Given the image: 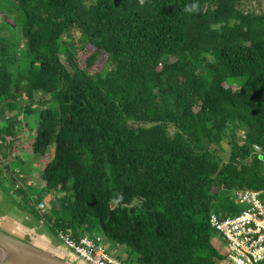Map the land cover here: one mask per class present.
<instances>
[{
  "label": "trees",
  "instance_id": "16d2710c",
  "mask_svg": "<svg viewBox=\"0 0 264 264\" xmlns=\"http://www.w3.org/2000/svg\"><path fill=\"white\" fill-rule=\"evenodd\" d=\"M0 1L24 42L21 60L0 40V150L12 154L36 105L30 150L47 160L39 191L7 201L55 237L125 248L129 264H224L209 217L241 208L218 213L210 194L264 190L253 151L264 148V0H196L195 14L184 11L192 0ZM226 137L225 162L213 148Z\"/></svg>",
  "mask_w": 264,
  "mask_h": 264
},
{
  "label": "built area",
  "instance_id": "2783aa9c",
  "mask_svg": "<svg viewBox=\"0 0 264 264\" xmlns=\"http://www.w3.org/2000/svg\"><path fill=\"white\" fill-rule=\"evenodd\" d=\"M253 151L264 164V148L254 145ZM237 201L242 206L239 214L209 217L210 227L225 243L228 255L224 264H264V190H239ZM57 239L84 264H129L94 236L75 239L61 232Z\"/></svg>",
  "mask_w": 264,
  "mask_h": 264
},
{
  "label": "rangeland",
  "instance_id": "374dc122",
  "mask_svg": "<svg viewBox=\"0 0 264 264\" xmlns=\"http://www.w3.org/2000/svg\"><path fill=\"white\" fill-rule=\"evenodd\" d=\"M89 4L94 2L95 0H86ZM258 4L254 3V4H250L248 3L245 7V11H247L249 8H251L252 10H257L258 9ZM4 9H6V7L4 6H0V12L3 11ZM4 12V11H3ZM2 12V13H3ZM15 31V30H13ZM19 33L18 32H11L8 27L6 26H2L0 27V40L2 39H8L10 40L14 46L16 47L17 53L20 55L22 53V50L24 48V43L19 39ZM84 43L80 44L78 47L81 48V46H83ZM77 48V47H76ZM87 51L92 52V49L87 48ZM24 55H20L21 60H24L23 58ZM111 61L107 60L106 57H100L99 61L97 62V66L96 68L107 71L109 69ZM22 63L20 62V68H22ZM232 88L235 91L239 90L240 87V83L238 81H233L231 82ZM40 99V101H47V98L45 97H40L39 95H36V101H38ZM37 103V102H36ZM32 109L34 111V113L32 115L26 116L25 117V121L26 123H28V128L30 131H34L36 126H37V114L40 110V108L36 105H32ZM2 120V118H0V121ZM1 126V124H0ZM19 140L14 144L13 146V152L12 154H9L8 148L3 147L2 150H0V182L1 177L3 175H5V187L7 188L5 191H2L0 189V212L5 211V214H8L10 217L14 218V220L16 221H20L22 223L23 221V217L21 215V213H25V212H21L20 209H18L19 207H15L14 205H12L10 202L7 201V195H9L8 193H10L11 195V190L9 189V186H12V188L14 190L16 189H24L26 188V185L23 180L21 179L22 174L25 175V177L27 176L29 178V182L28 184L31 186L29 188H32L33 190L39 191V188H41V182L39 180L40 177V171L44 166V162H46L47 160H37V159H33V155H31V150H30V146H31V142H32V133H28L26 131V129H19ZM243 137V132L242 131H238L237 132V140L239 142V144H242V139ZM213 149H215L218 154L220 155V157L226 162L229 158V154H230V145H229V140L226 137L225 141L217 147H214ZM5 155V157H4ZM20 156V157H19ZM15 157H19V161H22L24 164L23 166H15L14 170H16V172L12 173V166H10V164L14 163ZM8 162H10V164L8 165ZM26 170V171H25ZM15 186H18V188H16ZM239 190H230V191H224L222 190L220 193L218 192L217 196H215V193L212 192L210 194L211 198L213 199V210H215L218 213L222 212V209L224 207H226L229 203H231L232 205H234L235 207H242L238 201H237V193ZM16 201L20 202L19 198L16 196L15 197ZM39 212L41 213V215L44 214H48L49 213V205H46L45 202H42L39 204V208H38ZM232 215V214H231ZM6 219L2 217V220ZM34 220V219H33ZM33 223H36V221H32ZM42 225H40L39 227L41 228V230L44 232H48L51 233L49 226L44 222L41 221ZM38 224V223H37ZM39 225V224H38ZM44 227V229H43ZM59 241L56 240V242H54V245H58ZM105 244H108V246H112L110 243H108L105 239L102 241ZM113 247V246H112ZM115 249L114 251V255L117 256L118 258H124L125 256H128V251L125 248H117V247H113Z\"/></svg>",
  "mask_w": 264,
  "mask_h": 264
},
{
  "label": "water",
  "instance_id": "95a60500",
  "mask_svg": "<svg viewBox=\"0 0 264 264\" xmlns=\"http://www.w3.org/2000/svg\"><path fill=\"white\" fill-rule=\"evenodd\" d=\"M0 24L16 29L14 20L6 13L0 12ZM5 213L0 212V264H84L63 245L65 251L44 244L39 240L41 234ZM28 220L31 224L36 221L33 217Z\"/></svg>",
  "mask_w": 264,
  "mask_h": 264
},
{
  "label": "crops",
  "instance_id": "0c3cea01",
  "mask_svg": "<svg viewBox=\"0 0 264 264\" xmlns=\"http://www.w3.org/2000/svg\"><path fill=\"white\" fill-rule=\"evenodd\" d=\"M22 217H23V224L26 225L29 228H32L31 231H35L36 234L38 233L39 235L41 234V237L39 240H41L44 244L50 245L56 249H58L59 251H63L64 249L62 248L59 239H57V236L55 237V235L51 232H44V230L42 231L41 228L38 226L37 223H40L41 221H36V223H32L28 220V217H32L31 215H28L26 212L25 213H21ZM57 242L58 245H54V242ZM65 251V250H64Z\"/></svg>",
  "mask_w": 264,
  "mask_h": 264
},
{
  "label": "flooded vegetation",
  "instance_id": "af4514ba",
  "mask_svg": "<svg viewBox=\"0 0 264 264\" xmlns=\"http://www.w3.org/2000/svg\"><path fill=\"white\" fill-rule=\"evenodd\" d=\"M5 6L6 7V9H4L3 11H1V12H3V13H6L10 18H12L13 20H14V22H15V24H16V29H15V31H17V26H18V24H17V20H18V18H17V16H18V13L17 12H15V10H14V6L13 5H11V3H9V2H2V1H0V6ZM2 26H6L5 24H0V27H2ZM6 27H8V26H6ZM10 28V27H9ZM13 30V29H12ZM19 36H20V34H19ZM18 40H21V41H23V39H22V37L20 36L19 37V39ZM10 41V40H9ZM12 43V42H11ZM24 43V42H23ZM8 115H6V117H7ZM19 118L20 119H22V114L21 113H19ZM27 132L29 131V130H26ZM28 133H31L30 131L28 132ZM31 154V153H30ZM20 157V156H19ZM19 157H17V160L18 159H20ZM42 161V160H41ZM16 162V157H15V160H14V163ZM14 163L13 164H10V162H8V165L10 164V166H13L14 165ZM13 172H16V170L15 171H12V173ZM5 175H3L2 177H4ZM2 177H1V179H2ZM21 177H24V175H22ZM27 177V176H26ZM22 179V178H21ZM23 180V179H22ZM28 180H29V178H28ZM39 180H40V178H39ZM6 181V180H5ZM5 181H4V183H5ZM23 182L25 183V184H27L26 185V188H24V189H29V187L31 186V183H30V185L28 184V182L29 181H27V182H25V180H23ZM4 183H3V186L5 187V185H4ZM11 185V184H10ZM10 185H8L9 186V189L11 190V195L12 194H14V193H16V191L17 190H19V188L18 189H16V190H14L13 188H12V186H10ZM5 189H7L6 187H5ZM22 212V211H21Z\"/></svg>",
  "mask_w": 264,
  "mask_h": 264
},
{
  "label": "clouds",
  "instance_id": "9594fccd",
  "mask_svg": "<svg viewBox=\"0 0 264 264\" xmlns=\"http://www.w3.org/2000/svg\"><path fill=\"white\" fill-rule=\"evenodd\" d=\"M184 11L188 14H195L198 11V4L196 0H192L191 3L187 4Z\"/></svg>",
  "mask_w": 264,
  "mask_h": 264
}]
</instances>
